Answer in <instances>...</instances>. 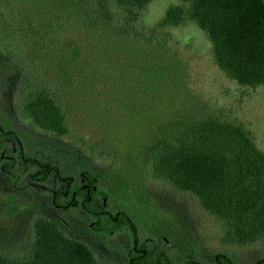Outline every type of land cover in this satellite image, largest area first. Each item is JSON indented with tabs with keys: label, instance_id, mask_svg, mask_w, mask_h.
Returning <instances> with one entry per match:
<instances>
[{
	"label": "trees",
	"instance_id": "1",
	"mask_svg": "<svg viewBox=\"0 0 264 264\" xmlns=\"http://www.w3.org/2000/svg\"><path fill=\"white\" fill-rule=\"evenodd\" d=\"M46 1L37 6L54 10L57 17H43L60 28L84 23L127 38L152 0H96L93 10L78 0ZM118 11L125 19L114 22ZM188 21L205 30L228 76L264 84V0H181L155 30ZM63 49L55 44V56ZM22 54L0 44V171L7 178L0 179V227L18 221L27 234L18 250L0 249V264H264V253L241 263L229 249L264 241V150L242 122L205 107L177 111L140 145L129 174L98 162L95 144L78 149L68 139L76 91L40 83V69L26 67ZM71 67L64 64L63 75ZM19 88L23 105L16 104ZM54 179L49 209L16 200ZM166 191L191 196L216 219L227 248L204 253Z\"/></svg>",
	"mask_w": 264,
	"mask_h": 264
},
{
	"label": "rangeland",
	"instance_id": "2",
	"mask_svg": "<svg viewBox=\"0 0 264 264\" xmlns=\"http://www.w3.org/2000/svg\"><path fill=\"white\" fill-rule=\"evenodd\" d=\"M78 2L92 10L99 7L96 0ZM180 2L152 0L139 10L136 31L121 38L89 30L84 23L72 22L60 28L56 19L43 17L46 13L57 16L54 10L37 6L40 0H0V44L21 49L25 66L40 69V83L70 86L76 91L68 139L78 149L95 144L96 155L102 151L98 161L101 164L110 161L132 174L140 145L158 124L190 107H205L242 122L264 150V84L242 85L228 76L214 60L207 33L193 21L155 30L167 8ZM49 3L47 0L46 5ZM123 16V11L114 13V22L125 19ZM55 44L64 48L57 56ZM65 48L71 49L72 56L66 54ZM64 64L72 66L66 75L61 68ZM27 70L28 75H34L31 69ZM21 88L17 105H23L27 97ZM64 100L68 106L70 100L65 95ZM21 114L20 111L19 117ZM100 140L107 144L102 147L96 142ZM18 170L22 174V169ZM1 178L7 179L2 171ZM56 185L54 179L34 192L32 188L24 190L16 200L33 208L49 209L50 196L46 191ZM163 194L173 200L177 209H182L186 227L200 241L204 253L211 255L227 248L219 240V222L191 196L167 191ZM14 222L0 227V249L18 250L25 242L26 228ZM229 249L245 263L264 253V241Z\"/></svg>",
	"mask_w": 264,
	"mask_h": 264
}]
</instances>
